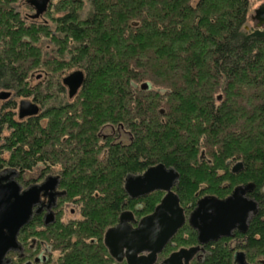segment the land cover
I'll list each match as a JSON object with an SVG mask.
<instances>
[{"label":"trees","instance_id":"16d2710c","mask_svg":"<svg viewBox=\"0 0 264 264\" xmlns=\"http://www.w3.org/2000/svg\"><path fill=\"white\" fill-rule=\"evenodd\" d=\"M250 1L57 0L54 12L62 14L55 20L65 35L55 37L67 47L66 64L44 62L37 42L51 31L41 17H22L10 0H0V91L43 104L40 86H28L32 70L58 64L86 76L73 103L25 119L15 98L1 109L0 173L15 170L22 182L39 165L42 178L60 165L61 187L81 206L80 220L67 226L57 222L39 231L42 220L34 216L20 241L25 232L55 250L60 246L57 264H127L110 256L105 232L136 203L145 206L132 211L135 217L153 213L165 193L133 200L124 183L164 164L180 175L174 190L187 214L201 199L196 177L219 185L237 178L240 185L253 183L250 197L259 210L248 232L206 245L194 264H234L236 248L250 264H264V29H246ZM105 129L114 133L103 137ZM236 163H242L238 173L231 169ZM236 184L217 188L216 197L226 198ZM182 241L197 243L188 224L164 255Z\"/></svg>","mask_w":264,"mask_h":264},{"label":"water","instance_id":"95a60500","mask_svg":"<svg viewBox=\"0 0 264 264\" xmlns=\"http://www.w3.org/2000/svg\"><path fill=\"white\" fill-rule=\"evenodd\" d=\"M52 0H29L34 8L33 19L43 16ZM254 29H264V2L255 9L250 17ZM248 30V28L246 27ZM82 70L74 71L63 79L68 89L69 99H74L85 82ZM148 88V84L144 85ZM10 91H0L1 102L8 101ZM40 107L27 99L18 106V117L25 119L37 116ZM242 163H238L233 172L238 173ZM18 172L7 169L0 173V264H8L7 255L22 249L18 236L20 231L31 221L34 208L40 203V197L50 192L51 204L54 205L58 178L48 177L42 183L23 189L17 181ZM180 175L174 168L164 164L149 167L140 175H129L125 179L124 189L130 199L146 197L154 192L165 195L155 207L153 213L137 220L132 211H124L119 216L117 225L109 228L104 235V245L110 256L117 262L127 264H191L194 257L210 243L233 238L235 233L246 234L251 219L258 213L259 205L250 194L254 191L253 183L239 185L226 198L204 196L198 200L189 216L181 205L175 192ZM54 221L53 213L47 222ZM188 224L197 234L198 245L182 248L173 252L163 262L158 263L160 255L178 232ZM234 264H250L243 252H236Z\"/></svg>","mask_w":264,"mask_h":264},{"label":"rangeland","instance_id":"374dc122","mask_svg":"<svg viewBox=\"0 0 264 264\" xmlns=\"http://www.w3.org/2000/svg\"><path fill=\"white\" fill-rule=\"evenodd\" d=\"M11 4L9 6L14 7L15 11L19 12L21 14L22 17H27L30 16V18H33V15L35 14V10L29 6L28 1L29 0H10ZM53 8H51V15H46L44 14L43 16H41V18L39 19V23H47L48 26L50 27L49 31H51L50 35H43V38L40 39V41L37 42L38 46L42 49L43 55H46V57L44 58V62H48L49 60L51 61L53 59L57 60L58 62H65L66 64L69 62V59L67 60L69 54L67 51V47L62 45L61 43H59L58 41H56V37L58 38L59 36L64 37V33H61V31H59V29L61 28V25H59L58 22H56V18L55 17H59L62 13H56L54 12L55 8V4L57 3V0H53ZM264 2V0H251L250 1V10L248 12V17H247V24L246 27L248 28V30L254 29V22H252L251 20V16L254 14V11L256 8H258L262 3ZM0 7H2V5H0ZM89 12V4H86V6L83 9V12L80 14L82 18H85L87 16V13ZM2 18L0 17V20ZM2 21V20H1ZM3 22V21H2ZM5 26L1 25L0 23V29H4ZM62 34V35H61ZM56 36V37H55ZM56 41V42H55ZM70 44V43H69ZM65 50V52L63 53V51ZM70 64V63H69ZM53 65V64H52ZM51 65V66H52ZM58 65V64H57ZM53 65L54 67H56L55 69H50L47 67H41L39 69L36 70H32L29 74V79H28V86L29 88H36V86H40L37 88H40L41 93L43 95V99H44V103H38L34 101V96H29V97H15V92H11L12 96L11 98H15V100L17 101V105L19 106V103L21 100L27 99L29 101H32L34 103H36L39 107H40V111H45L48 108H53L55 106H58V104H65V103H73L75 101L74 99H69L68 97V89L63 85V79L68 76L69 74L73 73L74 71L77 70H82L80 68H66L65 65ZM84 72V70H83ZM62 87V88H60ZM79 94V93H78ZM10 98V99H11ZM8 101H4L1 102V108H0V114H1V109L3 108V106L7 103ZM17 113H18V107H17ZM45 123V119L42 120ZM112 133H114L113 130H109V129H105L101 132V135L103 137L106 136H110ZM123 137V136H122ZM124 141L126 142V138H124ZM104 140L102 139V141L99 143H103ZM3 144V140L0 139V145ZM202 154L204 155V153L202 152ZM101 158H103V156H101ZM237 165L234 164L231 166V169H233L235 166ZM44 167L42 165L37 166L32 172H26L23 177L25 180H31V179H37L39 178V175L41 174V172H43ZM61 171V167L60 165H56L53 166L50 170L48 175L51 174H58ZM47 175V174H46ZM196 180L198 182V191H197V196H199V198H202L204 196L207 195H214V196H219L220 194L217 193V188H222L225 186H230L231 188L234 187L235 183L237 182L238 184L236 185H240L242 183H240V179L237 178L235 180H224L222 182H220L219 184H215L213 182L207 181L206 179L203 178H198L196 177ZM238 180V181H236ZM219 185V186H218ZM231 190V189H230ZM229 190H225L224 193L221 194L222 197L226 196L228 194ZM76 197H73L72 195L68 196V200H66L65 202H60V206L61 209H63V213H61V216L58 217L61 222L63 223L65 226L69 225L72 223V221H77L80 220L81 218V206H79V204H77L74 200ZM145 206V203L143 202H139L136 203L135 206H133L132 211H134V209H141L142 207ZM72 209H76V213L74 215L71 214ZM136 218L138 220H140L141 218H143V215L141 216L136 215ZM184 240H187V233L184 232L181 235ZM31 238V236H30ZM72 242H75V237H71ZM92 237H86V242H91ZM239 242H236L235 240L232 241L230 244L235 248V246H237ZM29 244V242L27 243ZM196 244H192V243H183L182 241V248H189L192 247ZM175 246V245H174ZM60 247V246H59ZM56 250V252L54 253L53 257L54 259H57V262L60 260V258L63 256L62 254V250L59 249ZM175 248L179 249L181 247L179 246H175ZM235 252H243L244 251L241 248H236ZM248 261V260H247ZM249 263V262H248ZM22 264H25L24 262ZM194 264V263H192Z\"/></svg>","mask_w":264,"mask_h":264},{"label":"flooded vegetation","instance_id":"af4514ba","mask_svg":"<svg viewBox=\"0 0 264 264\" xmlns=\"http://www.w3.org/2000/svg\"><path fill=\"white\" fill-rule=\"evenodd\" d=\"M19 176L20 175L18 174L16 179L19 178ZM48 177L58 178V187L55 191L57 194L55 196L54 205L50 209H49V205L52 202L51 197L49 195L50 192H48V194L45 196L42 194L40 197V203L34 208V214L32 216V219L34 216H38L42 220V222H40L41 225H40L39 231H42V229H44V228H48L52 225H55L59 221L61 222V220L58 218L61 216V213H63V209H61L60 202H65L66 200H68V192L61 187V176H60V174H51V175L47 174L43 178L41 177V175H39V178H37L35 180L34 179L25 180L24 177L22 176L21 177L22 182H19L17 180L22 185L23 189H26L29 186L42 183ZM74 201H76V200H74ZM127 211H129V210H127ZM50 213H53L54 221L47 222L48 215ZM75 213H76V209H72L71 214L74 215ZM185 213H186V211H185ZM190 213H188V214L186 213V216L188 217ZM32 219H31V221H32ZM31 221L23 229L27 228V226L31 223ZM78 221L79 220L72 221V222H78ZM118 221H119V219H118ZM22 230L20 231V234H21ZM20 234L18 236V240H19ZM21 238H22V240L21 241L19 240V243H20L22 249L18 252H10L7 255L8 259L10 260V262L8 264H15V263H17V260H21V262L22 263L24 262L25 264H57L58 263L57 259L56 258L54 259V257H53L54 253L56 252L55 246L54 247L49 246L44 240H41L38 237H31L30 238V236H28L27 233H25V232ZM28 242H29V244H27ZM197 245H198V242L194 246H197ZM194 246H192V247H194ZM189 248H191V247H189ZM165 249L160 255H158V263L163 262L173 252H176V251L182 249V247L177 249V250H174L173 252L167 254L166 256L164 255ZM204 252H205V247H204V251L199 252L194 257V259L191 261V264L200 260L202 257V254Z\"/></svg>","mask_w":264,"mask_h":264}]
</instances>
